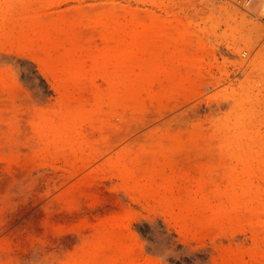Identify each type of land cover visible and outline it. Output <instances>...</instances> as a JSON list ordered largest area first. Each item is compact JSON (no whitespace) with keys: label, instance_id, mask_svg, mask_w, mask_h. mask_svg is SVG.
<instances>
[{"label":"rangeland","instance_id":"1","mask_svg":"<svg viewBox=\"0 0 264 264\" xmlns=\"http://www.w3.org/2000/svg\"><path fill=\"white\" fill-rule=\"evenodd\" d=\"M142 24L147 68L118 56ZM262 64L264 0H0V264H264ZM68 109L86 152L45 126Z\"/></svg>","mask_w":264,"mask_h":264},{"label":"bare ground","instance_id":"2","mask_svg":"<svg viewBox=\"0 0 264 264\" xmlns=\"http://www.w3.org/2000/svg\"><path fill=\"white\" fill-rule=\"evenodd\" d=\"M153 27L157 28V34L156 37L159 38L160 36H163L161 33L162 31L160 22H155L152 24ZM164 27V26H162ZM166 28V27H165ZM149 30H151L150 26H147L146 24H142V29H138L135 26L132 28H128L127 25L123 29V36L126 38V42L123 43L124 40L121 41V53L118 55L125 64H128L130 62L136 61L137 63H142L143 68H147L149 65L153 64L156 65L160 62L162 59V56L164 55L162 52H151L148 51L147 46L144 44L143 40L147 38V34L149 33ZM166 31V30H164ZM163 31V33H165ZM166 34V33H165ZM130 38V39H129ZM171 39V38H169ZM172 40V39H171ZM158 40H154L150 45L151 46H159ZM149 45V46H150ZM78 61L75 63L76 70L70 72L65 76V79H71L74 86L77 85V81L80 80V78L84 75L85 72H82V65L83 61L81 60L82 55H78ZM145 57V58H143ZM113 52L112 50H107L105 53H102L100 55H97L94 57L95 60V66L98 70H101L105 67H108L109 63L113 60L115 61V58L113 59ZM203 62V60H201ZM200 61V64H201ZM167 64L169 67L173 65V62L168 60ZM258 64V63H257ZM264 65V64H262ZM259 66V65H258ZM257 66V67H258ZM261 68V67H260ZM161 70L157 68H154L151 72V74H145V72H142L138 75L137 82H134L132 84L133 89H138L140 87V84L142 80L145 77H150V84L153 87H156V85L159 82V78L161 76ZM170 80L175 75L174 69H172L170 72L166 74ZM174 77V79H175ZM69 81H65V88L67 91L74 90V86H69ZM177 81V80H176ZM180 81V80H178ZM125 89H131L129 84H124ZM185 87V86H184ZM184 90H186L184 88ZM183 90V91H184ZM184 93V92H183ZM232 93V92H231ZM90 119L89 115H86L85 111H76L73 109H68V112L65 114H62L61 117L58 120L55 119H49L45 121V126L52 131V135L55 139L58 140H64V141H71L74 143V145H78L77 149L86 152L89 149V146L87 145V135H85L83 130V125L86 121ZM247 155L249 152L246 153ZM124 163H120L119 166L123 167L124 171H126L128 174L132 175V170L129 169V167H126L123 165ZM125 172V173H126ZM202 196L199 200V204L204 207H209L210 203L206 199V197L200 193ZM254 200L259 203L258 198H254ZM253 254H258L256 250L253 251Z\"/></svg>","mask_w":264,"mask_h":264},{"label":"snow or ice","instance_id":"3","mask_svg":"<svg viewBox=\"0 0 264 264\" xmlns=\"http://www.w3.org/2000/svg\"><path fill=\"white\" fill-rule=\"evenodd\" d=\"M31 99H34L37 104L43 103L39 90H34L32 92ZM157 247L159 248L158 254L161 256L162 259L172 254L170 245L160 244L157 245ZM12 264H16V262L13 261ZM19 264H51V262L39 258V253L37 252L34 253L33 257L21 260ZM165 264H167V261H165ZM193 264H199V262H193Z\"/></svg>","mask_w":264,"mask_h":264},{"label":"built area","instance_id":"4","mask_svg":"<svg viewBox=\"0 0 264 264\" xmlns=\"http://www.w3.org/2000/svg\"><path fill=\"white\" fill-rule=\"evenodd\" d=\"M252 0H246V2L249 4Z\"/></svg>","mask_w":264,"mask_h":264}]
</instances>
